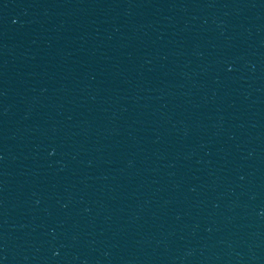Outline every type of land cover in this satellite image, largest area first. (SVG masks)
I'll return each instance as SVG.
<instances>
[{"label": "water", "instance_id": "water-1", "mask_svg": "<svg viewBox=\"0 0 264 264\" xmlns=\"http://www.w3.org/2000/svg\"><path fill=\"white\" fill-rule=\"evenodd\" d=\"M263 236L264 0H0V264Z\"/></svg>", "mask_w": 264, "mask_h": 264}]
</instances>
